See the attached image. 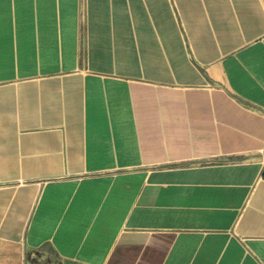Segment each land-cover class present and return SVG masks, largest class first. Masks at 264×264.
<instances>
[{
    "label": "crops",
    "instance_id": "obj_1",
    "mask_svg": "<svg viewBox=\"0 0 264 264\" xmlns=\"http://www.w3.org/2000/svg\"><path fill=\"white\" fill-rule=\"evenodd\" d=\"M264 0H0V264H264Z\"/></svg>",
    "mask_w": 264,
    "mask_h": 264
},
{
    "label": "rangeland",
    "instance_id": "obj_2",
    "mask_svg": "<svg viewBox=\"0 0 264 264\" xmlns=\"http://www.w3.org/2000/svg\"><path fill=\"white\" fill-rule=\"evenodd\" d=\"M262 154H264V151H262Z\"/></svg>",
    "mask_w": 264,
    "mask_h": 264
}]
</instances>
